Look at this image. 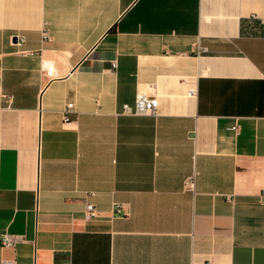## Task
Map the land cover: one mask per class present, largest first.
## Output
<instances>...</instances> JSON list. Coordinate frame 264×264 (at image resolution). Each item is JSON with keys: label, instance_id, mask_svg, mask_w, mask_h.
<instances>
[{"label": "crops", "instance_id": "obj_1", "mask_svg": "<svg viewBox=\"0 0 264 264\" xmlns=\"http://www.w3.org/2000/svg\"><path fill=\"white\" fill-rule=\"evenodd\" d=\"M263 21L264 0H0V235L24 237L0 264H264ZM139 91L156 116L121 114Z\"/></svg>", "mask_w": 264, "mask_h": 264}, {"label": "built area", "instance_id": "obj_2", "mask_svg": "<svg viewBox=\"0 0 264 264\" xmlns=\"http://www.w3.org/2000/svg\"><path fill=\"white\" fill-rule=\"evenodd\" d=\"M264 22V21H263ZM21 40L19 41L18 45H21ZM112 67H115V63H112ZM44 73L46 77H52L55 75L54 69L52 66L44 67ZM196 95L195 88H189L187 91V97L194 98ZM69 108L71 105H67L65 110L63 111V118L65 120L68 119ZM157 108H158V101L157 97L148 91H139L136 93L134 102L132 105H123L121 114L128 115V116H156L157 115ZM235 131L237 127H232ZM194 187V176L188 177L185 179L184 182V189L187 191H192ZM261 199L264 203V193L261 195ZM114 213L117 216H121L123 210L119 205H113ZM97 216L95 207L87 203L85 204L84 208V219L90 220ZM24 242V237L22 235H13L8 233H3L0 235V246L5 248H12L18 243Z\"/></svg>", "mask_w": 264, "mask_h": 264}]
</instances>
